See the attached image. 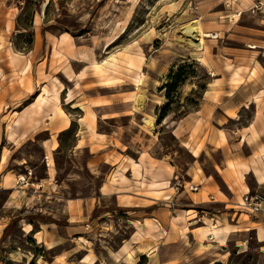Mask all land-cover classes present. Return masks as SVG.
Returning a JSON list of instances; mask_svg holds the SVG:
<instances>
[{
  "label": "rangeland",
  "instance_id": "rangeland-1",
  "mask_svg": "<svg viewBox=\"0 0 264 264\" xmlns=\"http://www.w3.org/2000/svg\"><path fill=\"white\" fill-rule=\"evenodd\" d=\"M234 13H239L237 20L230 17ZM194 19L202 31L218 36L197 43L196 35H183L179 27ZM125 51L141 55L140 66L105 62L111 54ZM139 74L141 83L136 85ZM255 94L264 96V13L254 10L251 0H0L3 171L9 169L17 176L12 177L16 187L24 184L19 174L31 181H38L48 169L57 172V180L78 176L72 182L65 180L61 187L71 190V197L93 196L100 206L92 213L79 210L70 215L60 207L65 200L54 205L39 198L35 201L39 208L32 209L31 201L21 200L30 192L29 186L35 185L18 188L13 194L20 199L0 210V222H12L7 235H0V264H110L109 256L133 230L129 220L140 218L124 210L101 212L112 208L114 200L99 197L98 190L104 181L113 190H122L121 183L131 177L124 173L128 165L132 175L139 176L134 164L138 150L148 160L155 159L153 164L160 159L152 178L166 175L164 170L171 174L162 180L170 192L144 194L165 198L163 207L179 209L185 218L193 216L194 210L187 211L192 207L175 204L168 195L192 191L188 170L196 166L193 154L198 150H202L198 163L217 161L222 153L213 149L215 139L221 144L227 136L236 146L239 137L244 138L254 116L251 101ZM255 100L258 107L260 100ZM261 102L264 105V98ZM57 107L70 125L56 134L64 127ZM198 110L203 118L213 113L211 123L202 124ZM94 117L97 132L111 131L114 137L108 141L109 150L99 149L105 153L102 161L86 167L88 154L73 151L74 134L77 121L87 122L92 130ZM146 117L152 118L153 130L146 126ZM48 139L58 142L57 147L54 141L57 149L51 153ZM241 150L247 155L248 145ZM21 162L25 168L19 166ZM109 162L117 163L115 170ZM257 192L252 188L249 194ZM5 195L0 191V203ZM133 200L121 196L118 203ZM239 210L244 219L257 216ZM149 217L147 223L158 224ZM30 219L47 224L38 225L40 221L35 220L34 231L25 233L19 224L25 228ZM158 228L166 234L165 228ZM207 248L212 247L200 246L199 253L213 257V252L221 253ZM226 252L217 257V264H264V243L251 230L227 243Z\"/></svg>",
  "mask_w": 264,
  "mask_h": 264
},
{
  "label": "crops",
  "instance_id": "crops-1",
  "mask_svg": "<svg viewBox=\"0 0 264 264\" xmlns=\"http://www.w3.org/2000/svg\"><path fill=\"white\" fill-rule=\"evenodd\" d=\"M213 33L218 36V33ZM262 98L264 96L258 94L253 96L252 99L254 100L251 101V104L254 106L253 119L245 130L244 138L241 135L236 146L230 142L227 136L221 144H216L217 139L212 142L211 145H214L213 149H220L222 153V157L219 160L212 162L207 160L208 162L205 161V164H202L198 163L202 150H198V154H193L196 166H192L188 170L189 179H187V183L197 186L196 191L184 189L176 192L174 197L168 195L175 204L182 202L186 208L192 207L193 209H188L187 211L194 210L196 214L193 216L185 218L184 215L178 213L179 209L174 208L170 210L168 207H163L167 204L165 198H152L144 194V192H170L171 189L165 186L162 180L167 179L166 177H169L171 174L167 170H164V174L166 175L152 178L150 174L160 163V159H156L157 163L153 164V160L155 159L150 157V160H148L142 156L141 150L137 151V159L134 161V164L138 167L139 176H133L131 168L128 165L124 173L129 174L131 177H126L128 182L121 183L120 187H122V190H113L110 182L104 181L101 183L98 190L99 197H112L114 200L112 208L101 209V212L124 210V213L135 218H140L135 220L136 222L129 220L133 230L128 238L122 240L118 251L109 256L110 264H210L214 261L217 264L220 261L217 257H224L227 253L226 244L242 231H254L257 241L264 243V211L253 212L257 213L255 217H248L246 214L248 218L244 219L242 217L244 213H240L237 205L240 202L239 197L246 192L252 191V188L258 190V192L260 191V193L257 192L255 194L264 202V194L261 193L264 192V178H258L260 175L264 177V105L261 104ZM255 99L260 100L258 107H256ZM91 111L95 115V111L93 109ZM199 113H201V110L197 111V118L200 117ZM83 118L84 110L81 119ZM200 118L202 119L200 121L202 124L211 123L213 113L205 118L203 116ZM106 119L108 117H103V120ZM55 122L58 127L59 120L56 119ZM77 125L78 129L74 134L73 151L86 152L88 156L84 165L88 167L91 164L92 167H95V163L97 164V162L102 161V157L105 154L103 150L101 151L99 149L103 148L105 150L108 148L107 150H109L108 141L114 135L111 131L98 133V121L97 118L95 120V117L92 130L88 128L87 122L77 121ZM67 128H60V130L56 131V134L63 132ZM96 135L103 136L104 140L102 141L101 138H97ZM54 141L58 147L57 140L48 139V144H50L48 151L50 153L57 149V147L53 148ZM245 144L249 147L247 155H244L241 150V147ZM43 145L45 147L46 144ZM2 163L0 160V191H4L6 195L0 203V210L3 208L9 209L13 202L20 199L16 197L17 194H13L14 192L20 191L19 189L26 190L32 184L35 187L29 186L28 189H31L30 192L21 200L22 203H26L27 200L31 201L29 203H32V209L39 208V202H35L39 201V198H47L45 201L53 203L54 205L55 203L60 204V200H65L60 207L62 206L70 215L72 213L77 215L79 210L92 213L100 209L99 204H97V198L93 196L84 198L78 197V195L71 197V190L70 192H66L67 190L61 187V184L65 180L72 182L77 180L78 176L76 178L71 177L65 178L64 180H57V172L55 170L51 172L48 169L43 176L37 179L38 181H31L29 176L24 174L27 184L25 183L16 187L12 178L15 174L8 171L9 169L3 171L5 166H2ZM109 164L111 169L113 167L114 170L116 169V162L113 164L109 162ZM19 166L25 168V163L21 162ZM120 174L118 175V179H120ZM16 177L14 181H16ZM18 177H23V175L19 174ZM243 184L246 188H243ZM116 187L118 186L114 185V188ZM127 187H131V190H128ZM63 190L64 192H62ZM65 193H68L66 194L67 196H65ZM121 196L131 197L134 199V202L118 203V198ZM139 199L147 200L148 203L136 202ZM102 207H107V205H103ZM165 211L169 212V214H165ZM145 214L148 217H145ZM1 216L0 218H2ZM47 216L54 219L50 213ZM149 216H153L158 224L154 222L151 224L147 223L146 221H151ZM30 220L25 225H29L31 227L30 231H34L33 225L35 224V220L40 221V219ZM9 222L10 220L0 222L1 236ZM42 222L47 224V221H40L37 224L39 225ZM198 224L201 225L198 226ZM212 224L218 230L217 238L212 236L210 232H204ZM158 225L161 228H165L166 234H162L159 231ZM19 227L23 232L27 233L24 230L23 224L20 223ZM142 245H148L146 252L140 251ZM200 246H210L212 248H207L206 250L217 249L221 253L213 252L215 254L214 257L208 256L207 253H199ZM91 264H94V262H91Z\"/></svg>",
  "mask_w": 264,
  "mask_h": 264
},
{
  "label": "bare ground",
  "instance_id": "bare-ground-1",
  "mask_svg": "<svg viewBox=\"0 0 264 264\" xmlns=\"http://www.w3.org/2000/svg\"><path fill=\"white\" fill-rule=\"evenodd\" d=\"M230 17L231 18H235V19L236 18H239V13L231 14ZM179 28H180L181 33L183 35L189 37V38H194L195 35H196L197 37H195V38H197V40H198V41L196 40L197 43H199L202 39H204V37L212 36V33H208V32L202 31L201 26L198 23L197 19H194V20L188 22L187 24H183ZM142 58L143 57L141 55L137 54V53H131L129 51H125V52H116V53L111 54L110 55V58H108L107 60H105V62H107L108 64L113 65V66L116 63H119V62H124L125 64L130 65V66H133L136 63H139V66H140V63L142 61ZM101 65L102 64H98L97 67H102ZM139 66H137V67L139 68ZM98 69H100V68H98ZM137 74H138V72H137ZM141 76L142 75L139 74V77H137V79L135 80L136 85H139L141 83ZM56 98H58V97L56 96ZM57 108H58V114L60 115V117L63 120V122H62L63 123V126H64L63 128H67L68 123H69V120L65 116L64 112L62 111V109H60L59 107H57ZM145 124H146V126L150 130H153V127H152V118L151 117H146ZM258 178L261 179V178H264V177H261V175H260ZM166 198H168V197H166ZM25 228H26L27 233L30 232L31 227L29 225H27V227H25ZM204 232H207V233L210 232L216 238L218 236V230L216 229V226L215 225H211V227L208 228V229H206ZM147 248H148V245H142L140 247V251L146 252L147 251ZM128 257H130V256H128Z\"/></svg>",
  "mask_w": 264,
  "mask_h": 264
},
{
  "label": "built area",
  "instance_id": "built-area-1",
  "mask_svg": "<svg viewBox=\"0 0 264 264\" xmlns=\"http://www.w3.org/2000/svg\"><path fill=\"white\" fill-rule=\"evenodd\" d=\"M251 7L259 12L264 13V0H251ZM211 37H216V34H212ZM21 184L26 183L24 177L19 179ZM189 188L192 191H196L197 187L190 185ZM262 199L258 195H250L249 192L244 193L241 196V201L237 204L239 208L245 209L246 211L253 212H262Z\"/></svg>",
  "mask_w": 264,
  "mask_h": 264
},
{
  "label": "trees",
  "instance_id": "trees-1",
  "mask_svg": "<svg viewBox=\"0 0 264 264\" xmlns=\"http://www.w3.org/2000/svg\"><path fill=\"white\" fill-rule=\"evenodd\" d=\"M160 114H161V117H162L163 116L162 112ZM11 223L12 222H9V224L5 227L2 237L7 235V232L9 231V229L11 227Z\"/></svg>",
  "mask_w": 264,
  "mask_h": 264
}]
</instances>
